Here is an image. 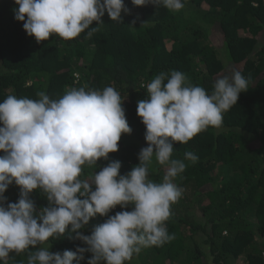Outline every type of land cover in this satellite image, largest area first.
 Returning a JSON list of instances; mask_svg holds the SVG:
<instances>
[{"label": "trees", "instance_id": "obj_1", "mask_svg": "<svg viewBox=\"0 0 264 264\" xmlns=\"http://www.w3.org/2000/svg\"><path fill=\"white\" fill-rule=\"evenodd\" d=\"M183 2V9L170 11L124 0L129 13L122 11L120 23L105 12L104 24L90 37L91 28L72 40L51 36L37 43L25 32L24 22L14 18V0H0V102L9 95L36 100L44 92L57 100L72 88L114 87L124 97L132 131L122 134L118 151L107 160L99 159L96 168L84 166L82 178L115 160L121 162L120 175H127L139 164L146 141L137 104L148 98L146 85L156 75L180 71L210 94L216 79L240 71L248 89L223 113L222 125L173 145L171 158L187 165L173 181L182 195L165 222L174 239L143 247L126 264H264V0ZM96 26L94 21L90 27ZM217 35L222 38L220 49L213 41ZM187 151L198 157L195 163L185 160ZM165 171L153 157L149 178L161 183ZM4 196V206L18 202L19 186L13 182ZM30 198L35 215L48 206L39 189ZM132 207L118 205L109 216ZM107 218L97 214L81 233L91 235ZM43 247L62 254L87 245L66 231ZM91 255L85 252L79 264H87ZM27 256L10 253L8 264H26Z\"/></svg>", "mask_w": 264, "mask_h": 264}, {"label": "clouds", "instance_id": "obj_2", "mask_svg": "<svg viewBox=\"0 0 264 264\" xmlns=\"http://www.w3.org/2000/svg\"><path fill=\"white\" fill-rule=\"evenodd\" d=\"M14 18L22 21L27 35L37 43L51 36L72 40L91 28L90 37L104 24L129 13L124 0H14ZM134 6L162 5L170 11L184 8L183 0H131ZM96 27H90L93 22ZM86 37V38H87ZM146 100L137 104V115L146 127L148 146L138 154L139 164L120 175L121 162L110 161L99 172L82 178L84 166L95 168L101 158L118 151L122 134L131 128L123 108L124 97L112 86L102 90L69 89L57 100L44 92L39 99L7 96L0 102V261L10 253L27 252L26 264H77L90 252L87 264H126L143 247L161 246L174 239L165 222L171 205L182 195L173 181L187 165L172 159L173 145L188 143L209 126L220 127L223 113L237 104L248 81L240 71L213 84L209 94L192 85L186 75L161 72L146 85ZM155 149V151H154ZM153 157L165 167L163 182L149 178ZM185 160L198 157L185 152ZM13 182L20 188L18 202L4 206L5 191ZM48 201L38 215L33 190ZM131 211L109 213L116 206ZM97 214L107 220L83 235ZM66 231L87 247L51 253L43 245ZM37 245L38 250H31Z\"/></svg>", "mask_w": 264, "mask_h": 264}, {"label": "rangeland", "instance_id": "obj_3", "mask_svg": "<svg viewBox=\"0 0 264 264\" xmlns=\"http://www.w3.org/2000/svg\"><path fill=\"white\" fill-rule=\"evenodd\" d=\"M213 41H214V44L216 46L217 49H220L222 47V38L220 35H217L215 37H213ZM222 78V77H221ZM219 79V78H218ZM217 80V79H216ZM144 146L147 147L148 146V143L147 141L144 142ZM210 261V260H209ZM210 263V262H209Z\"/></svg>", "mask_w": 264, "mask_h": 264}]
</instances>
